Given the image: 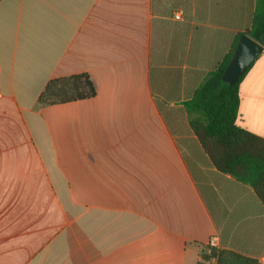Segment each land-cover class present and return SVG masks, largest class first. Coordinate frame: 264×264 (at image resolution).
Listing matches in <instances>:
<instances>
[{
  "label": "crops",
  "instance_id": "obj_1",
  "mask_svg": "<svg viewBox=\"0 0 264 264\" xmlns=\"http://www.w3.org/2000/svg\"><path fill=\"white\" fill-rule=\"evenodd\" d=\"M255 8L0 1V264H198L213 238L264 264V202L211 163L185 108ZM77 75L94 98L39 105ZM237 125L264 139V51Z\"/></svg>",
  "mask_w": 264,
  "mask_h": 264
},
{
  "label": "trees",
  "instance_id": "obj_2",
  "mask_svg": "<svg viewBox=\"0 0 264 264\" xmlns=\"http://www.w3.org/2000/svg\"><path fill=\"white\" fill-rule=\"evenodd\" d=\"M2 1V0H0ZM264 47V0H256L250 29L246 33ZM236 43L222 63L210 73L185 103L191 126L211 163L223 174L251 186L264 202V139L240 128L237 119L240 108V84L253 64L235 85L223 81ZM96 87L87 75L50 81L40 95V106L94 98ZM215 259L216 264H258L254 259L229 250L210 248L198 264Z\"/></svg>",
  "mask_w": 264,
  "mask_h": 264
},
{
  "label": "water",
  "instance_id": "obj_3",
  "mask_svg": "<svg viewBox=\"0 0 264 264\" xmlns=\"http://www.w3.org/2000/svg\"><path fill=\"white\" fill-rule=\"evenodd\" d=\"M263 51V46L252 40L248 35H243L224 72L223 81L235 85Z\"/></svg>",
  "mask_w": 264,
  "mask_h": 264
},
{
  "label": "built area",
  "instance_id": "obj_4",
  "mask_svg": "<svg viewBox=\"0 0 264 264\" xmlns=\"http://www.w3.org/2000/svg\"><path fill=\"white\" fill-rule=\"evenodd\" d=\"M173 18H174L175 20H177V21L182 20V18H183V13H182V11H178V12H176V13L174 14ZM216 240H217L216 238H213V239L211 240V242H210V248H216ZM206 264H216V260H215V259H212V260L206 262Z\"/></svg>",
  "mask_w": 264,
  "mask_h": 264
}]
</instances>
